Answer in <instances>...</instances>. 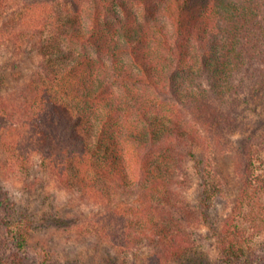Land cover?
Masks as SVG:
<instances>
[{
  "label": "trees",
  "instance_id": "obj_1",
  "mask_svg": "<svg viewBox=\"0 0 264 264\" xmlns=\"http://www.w3.org/2000/svg\"><path fill=\"white\" fill-rule=\"evenodd\" d=\"M33 52L29 79L0 91L6 158L37 154L103 210L115 244L188 254L223 195V154L235 206L260 202L264 130L250 131L243 99H264V0H0V54L20 75ZM33 223L9 224L21 248Z\"/></svg>",
  "mask_w": 264,
  "mask_h": 264
},
{
  "label": "rangeland",
  "instance_id": "obj_2",
  "mask_svg": "<svg viewBox=\"0 0 264 264\" xmlns=\"http://www.w3.org/2000/svg\"><path fill=\"white\" fill-rule=\"evenodd\" d=\"M0 54V91L23 84L40 61L29 54L20 67ZM15 88V87H14ZM250 131L264 130V99H243ZM0 143V253L8 264H264V193L244 207H236L240 183L233 158H219L225 189L210 211V223L195 229L194 249L172 263L162 262L151 246L130 250L114 243L101 228L103 210L91 200L68 191L33 154L28 167L6 158ZM255 174L264 176V152ZM197 182L188 186V198L197 199ZM33 220V230L21 248L9 230L10 222ZM229 221L230 225L225 222ZM230 230V231H229ZM233 232V234H232ZM226 236V237H225ZM235 246V248H233Z\"/></svg>",
  "mask_w": 264,
  "mask_h": 264
}]
</instances>
